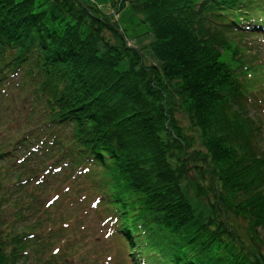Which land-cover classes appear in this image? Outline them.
I'll return each instance as SVG.
<instances>
[{
	"label": "trees",
	"instance_id": "1",
	"mask_svg": "<svg viewBox=\"0 0 264 264\" xmlns=\"http://www.w3.org/2000/svg\"><path fill=\"white\" fill-rule=\"evenodd\" d=\"M125 4L159 65L88 0H0V121L25 119L11 137L0 124V212H13L0 213V264L30 260L23 196L62 172L93 192L132 264H264L255 67L232 39L264 37V0L112 1Z\"/></svg>",
	"mask_w": 264,
	"mask_h": 264
},
{
	"label": "rangeland",
	"instance_id": "2",
	"mask_svg": "<svg viewBox=\"0 0 264 264\" xmlns=\"http://www.w3.org/2000/svg\"><path fill=\"white\" fill-rule=\"evenodd\" d=\"M88 1L96 9L100 10L103 16L109 18L112 24L117 23L119 31L123 33L128 46L139 48L142 51L145 59L144 64H160L150 48L154 37L148 25L142 22L141 17L137 13L126 4L118 11V7L116 8L112 5L113 0ZM103 34L113 41L112 36L108 32L104 31ZM232 39L241 47L243 58L248 61L249 65H252L251 67H255L254 71L247 76L251 87L247 86L246 88L248 92V101H246L248 111L246 115L252 117L253 127L262 128V131L254 130L251 144L257 147L259 151L257 155L263 157L264 37L246 36L232 37ZM2 73H5V71L3 70ZM176 117L179 119V125L183 126L185 131L191 134V128H189V122L185 115L176 113ZM19 122L25 123V119H14L11 124L17 126ZM5 123V119L0 121V124L3 125L1 131H5L6 135L11 137L13 131L10 128L17 127L13 125L6 127ZM198 136L199 133L196 131L194 137L197 141V147H199ZM13 138L10 139V144L12 145L10 147L11 145L7 142L9 138H6L5 141L2 135V139L5 142L3 144L7 150L14 148ZM241 145L240 150L243 149V146H247L245 141ZM247 156L251 157L252 155ZM250 162L256 165L255 162H252V158H250ZM59 175L48 177L46 184L28 191L23 196L26 199L24 204L26 210L24 213L28 214L24 221L30 225L36 223L34 225L36 229L29 230L35 236L30 239L32 250L29 257L30 260L26 264H132L128 256L129 248L121 239L111 233V222L107 221L108 217L104 212L100 211V207L95 208L92 204L93 201L91 202L92 198L89 194L93 192L84 190L83 187H80L81 185L77 189L76 185H73L70 181L71 177L69 175L64 177L65 174L63 172L62 174L59 173ZM191 178L198 181L197 177ZM5 184H7L6 180ZM30 193L33 196L38 193L41 194L37 203L32 202L36 197L27 196L31 195ZM86 195L87 198L85 197ZM28 201L31 203L28 204ZM29 206L32 209H36L33 214L28 210ZM3 210L4 212L0 213L7 218H11L12 209L4 207ZM231 220H233L235 226L237 223L243 224L238 218L234 219L231 217ZM138 257V255H135L134 258ZM19 264L24 263L21 261Z\"/></svg>",
	"mask_w": 264,
	"mask_h": 264
}]
</instances>
